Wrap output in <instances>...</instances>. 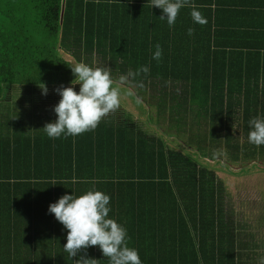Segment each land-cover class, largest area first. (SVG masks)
<instances>
[{
    "label": "trees",
    "instance_id": "16d2710c",
    "mask_svg": "<svg viewBox=\"0 0 264 264\" xmlns=\"http://www.w3.org/2000/svg\"><path fill=\"white\" fill-rule=\"evenodd\" d=\"M159 11L148 0H0V126L4 121H15L16 129L28 130L20 123L23 115L17 116L15 110L9 112L8 105H3L4 96L6 99L15 87H39L42 83L48 89L72 86L78 93L80 86L72 85L75 77L70 67L85 63L93 68L97 64L110 68L119 77L148 66L147 75L129 78L136 93L149 94L161 112L170 109L176 114L173 127L178 134L181 129L176 126L190 118L189 111L194 121L208 122L212 130L211 139L190 135L191 142L169 149L163 137L144 132L119 106L102 117L94 130L79 136H46L35 140L34 149L29 139L25 145L28 151H0V264H20V260L30 264L18 252L13 253L12 247L18 238L16 229L23 221L16 218L22 213L23 202L29 203V215L38 213L33 199L27 200L33 196V188L23 183L36 180L118 182L109 183L110 194L115 197L111 204L120 207L113 219L125 229L137 227V223L139 228L147 227L151 222L157 229L164 227L162 233L174 226L192 228L203 264L257 263L242 261L250 247L228 208L226 177L236 172L228 168L231 162L248 172L251 163L264 159V145L248 142L249 120L264 117V74L260 75L264 65L260 58L249 61L228 56L214 43L217 36L210 19L201 28L193 27L189 36L188 28L179 27V13L169 27L166 20L159 19ZM156 44L162 49L159 61L152 59ZM54 99L48 100L51 103L34 100L38 109L33 119L37 120L30 127L45 126L46 118L56 117L53 108L61 98ZM115 116L122 118L116 124L109 120ZM238 122L244 144L233 132ZM2 142L0 139V145ZM5 143L21 147L16 140L7 139ZM63 144L69 151H61ZM98 146L106 151H94ZM44 148L52 150L39 151ZM84 155L88 158L85 162ZM107 168L113 171L111 175ZM135 181L139 182L137 190L144 192L139 198L127 194L131 189L139 193L134 191ZM125 182H131V188ZM116 189L122 191L119 198ZM96 190L103 192L102 188ZM148 191H152L149 197L153 207L144 204L149 200L145 198ZM59 198L50 199L49 205ZM123 214L128 218L122 219ZM136 214L141 217L129 218ZM55 223L60 224L57 220ZM140 233L144 236L127 235V242L146 239L144 232ZM172 237L175 246L179 243L184 247L181 236ZM49 254L42 262L75 264L84 257L96 260L95 264H108L98 246L81 249L71 259L63 248ZM142 264L153 263L143 260Z\"/></svg>",
    "mask_w": 264,
    "mask_h": 264
},
{
    "label": "crops",
    "instance_id": "0c3cea01",
    "mask_svg": "<svg viewBox=\"0 0 264 264\" xmlns=\"http://www.w3.org/2000/svg\"><path fill=\"white\" fill-rule=\"evenodd\" d=\"M192 7H195L198 11L201 12L202 16L206 20V23L210 19L212 32L215 36H217L216 39L214 38V43H216L220 49L226 51L228 53V56H231L232 58L234 57L235 60L249 59V61H255L260 58L262 61V65H264V0H189V6H186L179 11V27L181 29L190 27L201 28L200 24L193 23L191 19L190 12L192 10ZM159 12H161L162 14V10H160ZM263 74L264 73L260 71V75ZM18 88H21L22 90L27 91V93H30V99H26V97L24 96L26 99L24 101L30 100L34 102L35 100L38 102L46 101V103H51V101H55V97L61 98L55 93V90L58 89L55 87H51L49 89L47 88V93L49 95H43L40 87L17 86L13 90H16ZM13 90L11 91V94L6 97V99L4 96L5 102L8 100L12 102L16 101H13V99L15 98V96L13 95ZM18 100H23L22 95L21 98H19ZM136 101H138V99H136ZM5 102H2L3 105L5 104ZM119 106H122L125 113H128V111L123 105L119 104ZM130 115L134 119L135 124H138V127H140L144 132H147L148 134L154 135L158 138L163 137L166 140L167 147L169 149H178L180 145L186 144V142H182V140H186V129L180 131V137L184 138L181 140L177 137V135L179 134L177 133L176 128L175 134L172 132L164 134L156 130L150 131L148 128L150 126L152 128H155V125L152 126L148 124L146 125L147 127L144 128L140 124V122H138L141 121L138 115ZM22 119L26 120V117L20 118V120ZM56 119L57 117L52 115V117L46 118L45 122L52 123ZM119 119L121 121L122 118H116L115 116V118H110L109 120L115 121L116 124ZM35 120L37 119L32 118L33 124H35ZM4 122V125L0 126V139L3 140V142L7 139H11L13 141L16 140L19 143L21 142V147L13 143H11L12 146L10 147L6 143L3 144L2 142V144L0 145V151H18L20 150V148L22 151H28L25 145L29 139L32 140V149H34L35 140L46 137L45 133L41 131L44 126H41L39 128L30 127L26 131L22 130L20 127L18 129L14 127L18 122ZM9 123L11 124V126H8ZM175 135L176 138L179 140L178 142L176 141L177 139L175 140ZM67 144H63L60 146L61 151H69V146ZM30 150L31 149L29 148V151ZM51 150L52 148H44L40 149L39 151ZM89 150L90 148L86 151ZM94 151L106 150L98 146V148L94 149ZM87 155H84L85 157H83L84 162L88 160ZM260 161L262 162V165H264V159ZM23 183H26V186H29L31 184L30 186L33 189H31L30 191H32L33 196L27 197V200H30V198H32L34 201V207H36V210L38 211V213L34 212L32 213V215H29V203L26 201L23 202V204L21 205V207L23 208L22 213L17 215L16 217L18 219H22L23 221L19 223L17 227L19 232H17L16 229V237L18 238L15 241V246H13L12 248H15L13 253L18 252V255L21 256L24 262L26 261L30 264H48L49 261L42 262V260L48 259L47 256L50 257L49 253L59 251L60 248L62 249L66 243L67 231L63 228L62 224H53V221H55L56 219L53 214L48 213L50 199L54 201L55 199H57V197H62L65 194L79 197L89 190H96L102 188V191L110 196L109 207L111 208V211L109 212L108 218H117L120 207L117 208L116 206H112L111 204L112 200L115 197L113 198V196L110 194L109 183L117 184L118 182L100 180L90 182H59L55 180H36L23 181ZM125 183H127L126 186L131 188V185H129L131 182ZM125 183H123L122 185L124 186ZM134 183V191H138L139 193L137 194L131 189L130 193L128 192L127 194H129L130 196L134 194L136 198H139V196L141 194H144V192H142L141 190H137L136 187L139 186L138 181H135ZM115 191H117V189ZM117 192L119 193L118 196ZM117 192H115V196L116 198H119L122 191ZM149 195H151L152 197V191L151 193H149V191L145 193V198H149V200H146V203L144 204L153 207L154 204L150 203L151 198L149 197ZM154 195H156L155 192ZM20 198L25 199L23 195H21ZM244 200V203H246L247 201L252 202L248 198ZM253 200L257 201L255 199ZM258 200L259 201L257 202L262 205V211L264 212V200L261 197V193ZM254 204L255 203H249L247 205H251L253 208ZM127 210L130 211V208ZM245 216L248 219H255L250 212H245ZM122 217V219L128 218L126 217V214H123ZM131 217L139 219V217L141 216L136 214V216L131 215L129 218ZM184 217L188 219L186 214L184 215ZM255 220L258 223L255 233L248 229V226L246 225L248 222H241V232L243 234V237L245 238L243 240L246 243L248 242L250 247V249L245 250V253H243L244 257L242 258V261L249 263L257 262L256 264H264V216L260 221H258L257 219ZM174 227L175 230L167 229L164 233H162L164 227L162 229H157L153 222L149 223L147 227L143 228H139L137 223V227L130 226L129 228H126L127 235L131 237H137L138 235H143L142 233H140V231H143L146 239H132V241L127 242V246L129 248H134L139 251L138 253L142 261L145 260L146 262H152L153 264H155L157 261L162 264H203V256L197 245L198 238L195 235V231H193L192 228L185 229L180 226ZM12 232L14 233L13 236L15 237L13 227ZM174 234L177 238L181 236V238L183 239L182 242L184 244V247L180 248L178 246L179 243L177 244V246L174 245L175 238L172 237ZM167 236L169 237V239L166 238ZM193 246L195 248L192 250ZM88 249L89 248H87L86 251H88ZM237 253L239 252L237 251ZM252 253H254V255H252ZM12 257H14V254ZM237 262L239 263L238 259ZM20 264L24 263H22L20 260Z\"/></svg>",
    "mask_w": 264,
    "mask_h": 264
},
{
    "label": "clouds",
    "instance_id": "9594fccd",
    "mask_svg": "<svg viewBox=\"0 0 264 264\" xmlns=\"http://www.w3.org/2000/svg\"><path fill=\"white\" fill-rule=\"evenodd\" d=\"M152 8L162 10L160 20H166L172 27L179 11L189 6V0H148ZM193 23L203 25L206 23L201 12L192 7L190 12ZM193 28H188L187 34L191 36ZM152 59L159 61L162 49L155 45ZM75 79L72 85H79V92L74 87L56 89V94L61 97L53 108L57 119L47 123L41 130L49 139L61 137H76L85 132L94 130L101 118L110 111L115 110L120 104L119 87L114 86L110 68L90 67L85 63H77L70 67ZM150 69L142 66L135 72L128 71L119 77V85H125L129 78L147 75ZM43 95H47V87L40 84ZM250 131L248 142L255 146L264 145V117H254L248 122ZM110 197L95 189L76 197L65 194L55 203L49 205L48 213L63 225L67 231L66 244L63 251L71 259L76 257L81 249L98 246L108 264H142L139 253L134 248L127 246V231L114 219L108 218L111 208ZM94 259L81 257L75 264H95Z\"/></svg>",
    "mask_w": 264,
    "mask_h": 264
},
{
    "label": "rangeland",
    "instance_id": "374dc122",
    "mask_svg": "<svg viewBox=\"0 0 264 264\" xmlns=\"http://www.w3.org/2000/svg\"><path fill=\"white\" fill-rule=\"evenodd\" d=\"M97 65H98L97 67H101L100 64ZM111 77L114 80V84L118 83L119 75H115L111 72ZM114 86L117 85L115 84ZM121 86L127 88H123ZM117 87H119L120 90V104L125 107L128 113L132 114L133 116L138 115L141 120L138 122H140V124L144 128L147 127L146 125L150 124L152 126L155 125V128H152L151 126L148 128L150 131L156 130L164 134L166 133L168 134V132H172L174 134L176 133L173 125H175L176 123L177 115L174 113H170V109H167V111L165 112H161L160 109L157 108L158 105H156V102L150 98L149 94L136 93L137 91L136 87L135 85L130 83V80L127 84L119 85ZM9 94H11V92ZM13 95L15 96L13 101L14 100L16 101L14 102L6 101L4 105L6 106L8 105L9 112H13L15 110L14 112L15 115L20 116L22 114L23 115L22 117H27L26 121L20 120L21 125H24L23 129H27L30 127V124L33 123L32 118L36 117L35 113L37 112L38 109L37 108L38 102H32L30 100L24 101L26 99H30V93H27V91L22 90L21 88L13 90ZM21 95L23 100L19 101L18 99L21 98ZM24 96L26 97V99ZM136 99H138L140 103L136 101ZM172 114L176 116H172ZM187 116H189L190 118H187V120H185L183 125L176 126L179 127L181 130L186 129V133H185L186 140H182L184 138H181L180 134L177 135L178 139H181L183 143L186 142L187 144L191 142L190 135L194 139H196L199 135L200 136L205 135L208 139L212 138V130L208 122L207 123L202 122L200 119L194 121L193 120L194 114L191 111L187 113ZM41 126L42 125L38 124L36 127L39 128ZM233 132L235 133V136L241 141L242 144L246 142L245 138L243 137L242 125L240 124V122H238L235 125ZM176 139L177 138L175 135V140ZM178 139L176 140L177 142L179 141ZM24 156L28 158L27 155ZM225 157L226 155L224 154L223 160L225 159ZM206 160L208 161V159ZM251 164L252 165L248 167L249 170L248 172L241 170V168L238 166H235L236 165L235 163L231 162L228 164V168H232L236 172L229 173L228 177H226V181H229V187H227V191L229 190V192L227 193L226 201L228 204V208L234 214L235 222H237L240 225L241 222H248L246 224L248 226V229L255 233L258 224L255 219L260 221L264 216V212L262 211V205H260L259 202H257L259 201L258 199L260 197V193H261V197L264 200V165H262V162L259 163L254 162ZM112 168L115 169V166L113 165ZM112 172L113 171L109 169L107 171L109 175H111ZM247 198L250 199L252 202L247 201L246 203H244L245 201L244 199ZM253 199L257 201H254ZM249 203H255L254 207L252 208L251 205L250 206L247 205ZM245 212H250L255 219L246 218Z\"/></svg>",
    "mask_w": 264,
    "mask_h": 264
}]
</instances>
